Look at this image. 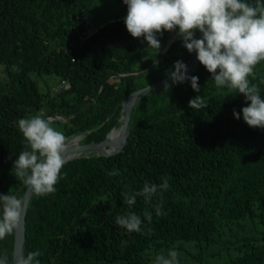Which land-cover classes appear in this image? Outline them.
Returning <instances> with one entry per match:
<instances>
[{"label": "trees", "instance_id": "obj_1", "mask_svg": "<svg viewBox=\"0 0 264 264\" xmlns=\"http://www.w3.org/2000/svg\"><path fill=\"white\" fill-rule=\"evenodd\" d=\"M115 1L121 15L105 21L66 55L56 48L74 41L75 17L86 15L91 0H0V194L20 198L24 191L12 172L25 148L18 119L57 116L63 121L51 120L52 126L69 139L99 142L117 128L126 96L168 78L178 60L188 66L192 53L177 35L152 65L174 32L159 36L157 54L143 37L130 36L124 24L127 6ZM13 65L19 72L11 70ZM254 73L255 79H249L264 96V61ZM109 75L116 76L104 82L97 95ZM193 75L199 78L198 93L185 81L138 99L119 152L70 159L54 193L31 194L21 252L40 251V264H154L155 259L150 263L143 256L150 247L158 251L174 241L209 244L215 234L246 217L264 226V129L249 127L242 114L233 117L234 110L240 113L247 106L243 95L218 89L199 62ZM50 76L64 86L38 91L36 79ZM196 95L205 98L208 107L190 109L188 102ZM113 170L119 175L109 176ZM164 177L169 188L151 203L161 202L162 195L166 215L157 217L139 196L134 205L125 204L123 193L139 191L146 182L160 185ZM145 209L152 213L150 223L143 216ZM128 212L140 216L139 233L116 224V217ZM12 240L10 235L0 241V256L7 254L9 264ZM243 244L241 254L227 264H264V242L253 245L246 238Z\"/></svg>", "mask_w": 264, "mask_h": 264}, {"label": "clouds", "instance_id": "obj_2", "mask_svg": "<svg viewBox=\"0 0 264 264\" xmlns=\"http://www.w3.org/2000/svg\"><path fill=\"white\" fill-rule=\"evenodd\" d=\"M127 6L124 24L133 38L143 37L147 48L161 49L159 36L163 32H176L182 46L188 53H196V59L211 74L216 87L227 88L241 94L247 104L240 113L233 111V117L240 119L251 128L264 129V96L262 89L254 80V69L264 61V0H122ZM178 30V31H177ZM199 32L201 38H194ZM2 68V66H0ZM13 72H19L16 65ZM188 67L182 61H176L173 69L167 73L171 84L190 83L194 92H199V78L188 76ZM192 110L208 107L205 98L196 95L188 102ZM22 134L25 148L13 162L12 172L27 189L37 197L55 192V185L61 177V169L70 158L68 155L69 138L52 126L51 118L42 114L32 115L16 121ZM107 151V150H106ZM110 154V153H109ZM117 176L119 172H108ZM169 178L164 177L160 185L146 182L139 191L123 193L128 206L136 203V197H142L145 204L155 210L157 217L166 215L160 201L152 204L159 193L169 188ZM24 202L15 195L0 194V241L18 230ZM145 220L152 221L148 209L143 212ZM118 226L129 233H139L142 221L135 212L118 215ZM122 243L126 244L125 241ZM42 253L31 251L25 255L13 254L12 264H40L37 259ZM179 253L169 249L162 250L155 257L154 264H179ZM0 264H9L7 254L0 256Z\"/></svg>", "mask_w": 264, "mask_h": 264}, {"label": "rangeland", "instance_id": "obj_3", "mask_svg": "<svg viewBox=\"0 0 264 264\" xmlns=\"http://www.w3.org/2000/svg\"><path fill=\"white\" fill-rule=\"evenodd\" d=\"M86 15L92 23L96 24L120 16L121 11L115 0H91ZM36 83L40 92L44 91L45 87L56 89L57 78L54 76L37 78ZM71 139H69V147H75L81 138ZM108 140L112 142L114 138L109 137ZM246 238L253 245L264 242V226L259 224L255 218L246 217L240 221L232 222L231 226L215 234L213 241L209 244L174 241L162 246L158 251H154L150 247L143 256L151 263L162 250L166 253L169 249H174L178 251V259L182 264H227L229 260L244 250L243 243Z\"/></svg>", "mask_w": 264, "mask_h": 264}, {"label": "water", "instance_id": "obj_4", "mask_svg": "<svg viewBox=\"0 0 264 264\" xmlns=\"http://www.w3.org/2000/svg\"><path fill=\"white\" fill-rule=\"evenodd\" d=\"M176 35H177V33L174 32L173 35L169 38V40L165 44L164 48L162 49L160 56L152 63V65L156 64L161 59V57L163 56V54L165 53V51L169 47L170 43L174 40V37ZM194 38H197V39L201 38V34L200 33L195 34ZM197 64H198V61L196 59V53L193 52L190 56V61H189V64L187 66L188 67V72H187L188 76H191V74L194 72L195 68L197 67ZM114 76H116V75H109L103 80V82L101 83V85L98 89L97 95L99 94L104 82L113 78ZM119 76H123V75H119ZM180 84H182V83H177V84L173 85V84H171V81L168 78H163V79H160L156 82L150 83V84H148V85H146V86H144L138 90L133 91L132 93H130L128 96H126L120 102V116H119V119L117 122L118 123L117 127L120 130V136L114 141L115 146L113 145L112 142H110L108 140V134L114 129V128H111L106 133L105 137L101 141L90 142V143H86V144H76L75 150L77 152H79L80 155L92 153L94 155H99V156H110V155H114L115 153L119 152L120 149L122 148L124 142H125V139H126V136L128 133L127 124H128V118H129L130 110L133 107V105L138 101V99L141 98L142 96L148 94V93H151L154 91H161V90L170 89V88H173V87L180 85ZM46 118H51V120L63 121L62 119H60L57 116L56 117H46ZM78 137L81 138V136H74V137H72V139L78 138ZM22 187H24V191H23L20 199H22L24 202V213L22 214L21 223H20L18 230H16L15 233L13 234L11 264H12L13 254H15L16 256L21 254V248H22L23 238H24L23 219H24V214H25L27 203H28L29 198L32 194V192H30L24 184H22Z\"/></svg>", "mask_w": 264, "mask_h": 264}, {"label": "built area", "instance_id": "obj_5", "mask_svg": "<svg viewBox=\"0 0 264 264\" xmlns=\"http://www.w3.org/2000/svg\"><path fill=\"white\" fill-rule=\"evenodd\" d=\"M107 22L92 23L89 18L84 15H78L75 17V24L71 29L76 33V37L73 42L65 45L58 46L56 51L61 50L66 55L73 54V51L78 49L86 40L95 35ZM64 86V82L60 81L56 89Z\"/></svg>", "mask_w": 264, "mask_h": 264}, {"label": "bare ground", "instance_id": "obj_6", "mask_svg": "<svg viewBox=\"0 0 264 264\" xmlns=\"http://www.w3.org/2000/svg\"><path fill=\"white\" fill-rule=\"evenodd\" d=\"M117 122H118V121H117ZM117 135H118V137L120 136V130H119L118 127H117L115 130L111 131V132L108 134V138H109V137L114 138V140L112 141V143H113L114 146H115L114 141L118 138ZM68 155H69V157H70L68 160H70V159H73V158L78 157L80 154H79V152H77V151L75 150V147H69V149H68Z\"/></svg>", "mask_w": 264, "mask_h": 264}]
</instances>
